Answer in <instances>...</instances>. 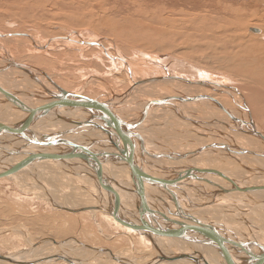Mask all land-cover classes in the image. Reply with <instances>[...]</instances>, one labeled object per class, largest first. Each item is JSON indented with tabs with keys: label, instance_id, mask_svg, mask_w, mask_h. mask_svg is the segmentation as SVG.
Listing matches in <instances>:
<instances>
[{
	"label": "bare ground",
	"instance_id": "bare-ground-1",
	"mask_svg": "<svg viewBox=\"0 0 264 264\" xmlns=\"http://www.w3.org/2000/svg\"><path fill=\"white\" fill-rule=\"evenodd\" d=\"M226 1L231 4L235 2L234 0ZM256 1L259 0H254L255 6L257 7ZM220 8L226 16L230 13L231 18H235L237 29H244L242 31L243 37H240V40H238V36L233 34L229 36H226L225 34L221 38L223 43L228 45V47L224 46V50L228 56L223 58V61H225L229 70L234 73V77L236 76V78L242 82L246 80L243 84H239V90L242 91V94L236 92V90L228 84V86L216 84L211 80V75L206 73L207 71L204 72L202 67H199L197 64L194 65L192 62L187 61V59L184 60L181 57L172 59L170 56L163 55L167 63H171L168 68L172 66L170 69L173 72H170L168 69L167 71L165 66L160 62H153L151 60L152 64H148V62L145 61L143 62L144 65L141 66L142 61H138L137 63L134 58L127 60L124 55L123 57L122 55H111L106 49H104L105 47L99 39H84L86 45L98 44V46H100L109 56L110 60L116 62L120 61L122 63V68L124 67L123 69L127 73L129 82L122 87L123 89L119 91L120 93L118 92L114 94V99H107V103H105L106 101L100 102L94 100L93 102H89L94 103V105H89L87 103L86 107H78L75 110L82 114H90V112H94L91 108L95 107L96 109H102L101 107H103L106 109L105 113L108 114L112 112V114H116L127 121L126 124L128 123L130 125L132 135V140L129 145V160L140 163L144 171L149 174L150 177L159 181V183H157L158 185L151 186L146 184L145 181H142L141 189L135 183L138 182L139 177L134 178L127 171L122 162V157L114 145L116 141L114 137H120V124H117V127H114L110 123L100 124L98 126H88L81 122L67 119L69 117L62 118L63 114L67 116L69 113L58 111L56 118L48 121H45L44 119L39 120L34 126V130L50 135L52 140H42L33 143L32 145L35 152L32 155H29L25 151L4 154V150L11 147H21V145H24L28 140L27 138H15L11 135H3L16 127L24 116L19 112L8 115L7 111L10 112L9 109H7V111L0 110V129H4L3 131L0 130V152H2V155H0V178H2V176H12V180L18 185L17 187H22L21 189H23L25 186L24 188H28L30 181H23L25 183H21V180L24 179L23 172H29V175L32 176L34 181L31 183L32 188L30 186L29 188L33 189V191L35 189H40L41 193L44 194L42 191L44 189H50V191L53 189L65 191L60 187L58 189L55 188L56 185H54V187L53 185L48 184V177L53 175L52 170L61 167L62 170L65 168L70 169L73 173L76 172L77 175H82L83 173L85 176L83 181L86 182L84 184L90 185L89 189L85 188L86 191L90 192L91 189L94 192L96 191V194L92 192L90 193L95 195V201L102 204L99 209L104 212L100 215L103 217L106 216L107 218H113L120 226L126 227L129 231L134 229L135 232H138L139 230L132 228V226L126 221V218L134 219L131 215L126 212H123L125 214H122V210L115 211L116 214L110 212V210H114L115 207H113L109 194L104 187L105 182L103 176L106 172L112 183L113 190L118 196L120 204L125 208V211L131 213L135 218L149 220V214H147L143 207L140 206L146 201L151 210L156 211V209L159 208L164 211V214L168 218L172 217L173 221L178 227H180V229L183 228L185 231H188L187 233H191V231L195 229L197 235H191V239L201 244V247L193 245L196 250L192 252L190 245H187L185 242L183 243L181 239L177 240L174 238L176 235L175 233H172L170 230H164L156 233L153 238L154 240L156 239L157 246L153 245L155 246V248L153 247V250L144 249L142 251L143 255L139 259L132 258L126 255V253H122L121 250L116 249L117 247L112 248L114 247L112 244H110V246L105 244L107 250H109L107 251L108 254L93 249L95 253L89 251L91 254L90 260H99L100 264L102 261V264H108L109 262H113L112 260L121 261L119 262L121 264H130L156 257L159 251L176 252L187 255L192 253V255H196L200 260H203L204 255H202V253L204 254V248L215 250L216 245L212 241V237L215 235L216 237H220L221 240L222 237L219 234H223L229 241L222 240L225 243V250L229 251L232 256L249 259L256 264H264V256L262 252L264 249L260 246V242L264 244V144L254 133V131H258L264 136V120L257 118L260 116L257 115L258 112H260L262 116L264 114V5H262L258 11L255 9L256 12L253 11V15L257 16L256 18L259 22H252L248 25L245 24L246 22L243 23L244 18L240 15L241 13L237 11V8L234 7L233 10L229 9L230 7L228 4H221ZM246 12L248 13V11ZM246 15L247 14H245V16ZM206 18L204 19L207 20ZM184 19L182 21H184ZM192 20L194 19H191V21ZM199 22L209 25L207 21H201V19ZM232 22L229 23L232 25L229 27L231 30H233L234 26ZM251 25L258 26L252 28V30L257 31L255 34L246 32L247 27H250ZM170 27L171 26H169V28ZM223 29L224 28H222V30ZM208 31V34L206 32L204 35L202 34V38L215 39L216 36L211 32L212 30ZM23 33L25 32L20 31V33H16V35L29 39L28 41L39 49L43 48L51 40H62L57 37L69 36L64 34L57 35L40 43L35 42L33 37L30 39L28 36H23ZM25 34L29 35L28 33ZM75 34L76 32L73 35ZM2 37L6 38L5 35L0 36V38ZM63 40L70 41L69 37L64 38ZM217 43V41L212 40L211 42L209 41L205 43V45L209 48ZM236 45H240L241 48L238 46L239 49H235L234 46ZM190 46L191 45L189 44L188 48ZM216 54L218 53L216 52ZM150 57L152 58V56ZM156 57L161 56L156 55L155 58ZM7 58H0V78L4 75L3 77L5 80V82L0 80V85L6 87L7 89L3 88L9 94L17 93L20 100L28 102L33 107H40L41 105L46 106L50 103H54L55 105H58L56 103L66 105L71 99L68 97H71V95L76 92L78 94L82 93L63 88L56 83H49V80H46L50 78L48 74L35 69L32 66L30 68L28 66L29 64L19 61L22 69L28 70L30 68L35 72L38 70L39 73L45 74V78L39 76V78L44 81L42 86L32 78L23 76V73L16 68H8L6 62L11 59L9 60V58ZM220 59H218V61ZM129 61H131V63H137L134 64V66H137L136 70L141 71V67L145 68L146 65H150L147 69L148 72H152V70H154L152 68H155L157 71H154H160L162 74L161 76H156L157 74L150 76L145 74V71H136L131 67ZM11 62H13V60H11ZM2 67H5V69H2ZM174 68L175 70L177 69L176 71L178 72L174 71ZM44 86H48L46 89L50 87L55 91H57L56 88H59L66 93L60 92L55 94L54 98L56 99L46 98V100L42 101L36 100L34 94L42 93ZM169 87H173L176 90H178L176 88L178 87L181 88V90L177 93ZM218 90L224 91V99L222 100L219 98L220 100L218 99L214 101V99H211V96ZM67 93L70 94L68 95ZM244 93L245 95H243ZM2 95L3 93L0 91V97H2ZM202 95H204V97ZM151 96L154 97L151 98ZM248 96L249 102L252 101L253 105L249 104L250 106H247L244 103V105H241L240 100L242 98L247 99ZM62 97L67 98L65 101L58 100ZM217 105H221L222 109L215 110L214 106L217 107ZM192 106H194V109L191 108ZM257 122L259 124L261 123V126H258ZM84 128L90 129L85 130ZM251 128L253 129L250 131ZM68 131L72 132L74 135L66 134ZM201 134H204V137L205 135L208 136L210 142L203 141L200 137ZM73 137H76V140H74ZM62 140H66L67 142L64 143ZM120 142L123 144L121 139ZM70 144L74 145V147L69 148ZM262 151L263 154L261 153ZM47 155L50 157L51 155H60L62 156V159L54 158L52 161L50 160L51 158H46ZM92 156L96 160V164H93L90 161L92 160ZM68 157L73 159L74 162L69 161ZM49 160L52 162H47ZM79 164H81V166ZM245 186H250L251 188H244ZM155 190L158 192L161 191V193H158ZM78 193L79 192H74V194L80 195V193ZM69 194H73V192L70 191L67 195ZM44 195H46V193ZM83 195H85V193H83ZM88 195L90 194L88 193ZM71 197H75V195H71ZM198 197H201L202 200L199 201ZM38 198H40V196ZM173 198L179 200L182 211L190 210L194 207L192 213L187 217H175L167 214L165 211L167 208H175V201L172 200ZM79 199L80 200L78 201L77 198V201L82 204L80 196ZM71 200L73 199L71 198ZM180 200L183 203H186L185 207L182 206ZM68 202L66 205L72 204V202L70 204ZM79 203L76 202V205ZM83 203L85 204L86 202L83 201ZM79 206L82 205L79 204ZM90 207L91 206H89V208ZM97 207L98 203L96 205V208ZM91 208H93V206ZM106 209L110 210L106 211ZM211 217L212 219H210ZM67 219L63 218L64 221H67ZM59 221H62L61 218ZM133 221L135 222V220ZM149 221L152 224L155 223L153 219H150ZM256 224L261 225L262 227L257 228L254 226ZM184 230L182 232L187 234ZM128 232H124V234L127 235V237L129 236L132 244H134L133 235ZM145 233H147L146 235H151L150 232ZM133 234L136 235L137 233ZM82 236L88 238L89 236H92V234H82ZM34 243H29L23 247L25 250L20 252V255L18 256L16 253L15 255L13 253V255L11 253L6 255L14 258L24 254H27L28 257L33 254L42 256L41 254L43 253L41 250L45 248L46 250H50L49 252L45 251L46 254L48 253L49 256L55 255L56 258H60L58 251L54 246L45 243L32 250L31 248ZM57 243L65 257V259L63 258L61 260H65V263L67 262V264H71L66 259L72 260L76 264L90 263L85 256L83 257V255H86L85 253L87 251L85 253L83 252L84 254L82 255V252L79 250L81 248L77 247L78 249L76 250V248L68 249L65 247L69 246L70 248L72 246H77L78 244H74L71 240L66 241V244L64 242ZM91 249L92 248L89 250ZM95 254L98 255L96 256ZM48 255L46 256L48 257ZM114 255H117L119 258H112ZM45 257L42 256L38 258L39 260H42ZM47 257L44 260V264L49 263L47 261L51 262L52 259L50 260V258H53ZM1 262L5 263L0 259V263ZM38 264H40L39 261ZM159 264L189 263L185 260L174 258L172 263L160 262Z\"/></svg>",
	"mask_w": 264,
	"mask_h": 264
},
{
	"label": "rangeland",
	"instance_id": "rangeland-1",
	"mask_svg": "<svg viewBox=\"0 0 264 264\" xmlns=\"http://www.w3.org/2000/svg\"><path fill=\"white\" fill-rule=\"evenodd\" d=\"M234 1L235 2L231 4L226 0H0V32L6 36V38H0L2 40V42L0 40V58L3 57V59H6L8 57L9 60L11 59L13 62L23 61L29 64V67L32 66L48 74L50 78L46 80H49V83H56L63 88L82 92V97L85 99L102 102L107 99H114V94L122 90V87L128 84L129 79L120 61H117V63L116 61L110 60L109 56L98 44L86 45L84 42V39L95 38L100 40L105 47L104 49L111 55H122V57L124 55L127 60L134 58L137 63L138 61H142L141 66L144 65L143 62L145 61L148 62V64H152V61H157L163 64L166 70L168 69L170 72H173L170 69L172 66L168 68L171 63H167L163 55L170 56L172 59L176 57H181L184 60L187 59V61L192 62L194 65L197 64L199 67H202L204 72L207 71L206 73L211 75V80L216 84L229 85L236 90V92L242 94L239 87L246 82V80L242 82L239 81L236 76L234 77V73L229 70V67L225 61H223V58L228 56L224 50V46L228 47V45L224 44L221 38L225 34L226 36L233 34L238 36V40H240V37H243L242 31L244 29H237L235 18H231L230 13L226 16L221 10L220 5L228 4L230 7L229 9L232 10L234 7L237 8V11H239L241 13L240 15L244 18L243 23L246 22L245 24L248 25L252 22H259L256 18L257 16L253 15V11H258L259 8L264 5V1H256L257 7L255 6L254 0ZM246 11H248V13ZM245 14L247 15L245 16ZM183 19L184 21H182ZM191 19L194 20L191 21ZM200 19L201 21H207L209 25L199 22ZM228 22L234 24L233 30L229 28L232 25ZM169 26L171 27L169 28ZM255 27L258 26L251 25L247 27V31H245L255 34L257 31L252 30V28ZM222 28L224 29L222 30ZM163 29L167 30L164 31ZM160 30H163L164 33ZM208 30H212L211 32L216 36L215 39L202 38L205 32L207 34L209 33ZM20 31L28 33L33 37L35 42L40 43H43L50 37L52 38L63 34H70L71 39L70 41L51 40L43 48L39 49L33 46L30 41H28L29 39L16 35V33H20ZM75 32L76 34L73 35ZM212 40L218 43L212 45L214 48H208L205 43L211 42ZM189 44L191 46L188 48ZM238 46L241 48L240 45H236L234 46L235 49H239ZM216 52L218 54H216ZM156 55H160L161 57L155 58ZM150 56H152V58ZM218 59L220 60L218 61ZM129 63L131 67L136 70L137 66H134V64L137 63H131V61H129ZM149 67L150 65H146L145 68L141 67V71H136H145L144 73L150 76L156 74V76H161L162 72H156L157 70L155 68L152 69L156 71L152 70V72H148L147 69ZM176 70L174 68V71ZM169 88L177 93L181 90V88L178 87H176L178 90L173 87ZM110 89L112 93L114 91L113 94ZM220 91L221 90L216 91L211 96V99H214V101L219 98L223 100L225 93L224 91ZM243 95H245V93ZM202 96L204 97V95ZM153 97L154 96H151V98ZM241 100V105H253L252 101L249 102V96L247 99L242 98ZM105 103H107V101ZM191 108L194 109V106ZM214 109L221 110L222 107L221 105H217V107L214 106ZM258 113L257 115L260 116L257 118L264 120V114L262 116L261 113ZM258 126H261V123H258ZM200 137L203 141L210 142L208 136L205 135L204 137V134H201ZM52 159L54 160V158L50 160ZM50 160L47 162L53 161ZM68 160L74 162L70 157H68ZM79 165L81 166V164ZM52 173L53 175L48 177V184L53 186L56 185V187L54 186L55 188L58 189L60 187L65 191L53 189V193V190L50 191V189L42 190L46 195L42 194L40 189H35L33 191V189H31V183L34 181L32 176L29 175V172H23V177L26 180H21V183H25L23 181H30L28 188H24L25 186L23 189H21L22 187H17L18 185L14 183L12 176H2V178H0L1 255L10 253L15 255L16 253L18 256L20 252L24 250L23 247L27 244L49 238L56 242H64L65 244L68 240L73 241L74 244L78 245L70 248L69 246L65 247L68 249L76 248V250L78 248H83L82 250L79 249L82 255L87 251L85 253L86 255H83V257L85 256L91 264H100L99 260H90V252L95 253L93 248L89 250L80 242L96 247H106L105 244H108L107 246L112 244V246H114L112 248L117 247L116 249L121 250L122 253H126V255L132 258L138 259L143 255L142 251L144 249L153 250V247L155 248V246H157L156 239H153L156 234L155 232H152L154 235L151 232V235H146L147 233L135 232L134 229L129 231L126 227L120 226L113 218L101 216L100 214L103 212L100 211L99 208H101L100 206H102V204L95 201V195L90 193L96 194V191L94 192L92 189L90 192L86 191V189H89L90 185L84 184L86 182L83 181L85 177L83 173L82 175H77L76 172L73 173V171L66 168L62 170L61 167L52 170ZM29 186L31 188H29ZM70 191H72L73 194L67 195ZM74 192H79L80 195H76L77 193L74 194ZM83 193H85V195H83ZM88 193L90 195H88ZM158 193H161V191ZM71 195H75V197H71ZM39 196L40 198H38ZM79 196L82 200V204L78 202L80 200ZM70 197L75 201L71 200ZM83 201L86 203L84 204ZM67 202L69 204L72 202V204H67L68 207L66 205ZM76 202L82 206H79V204L76 205ZM96 202L98 203L97 208ZM89 206H93L94 209L91 207L89 208ZM60 218L62 220L61 222L59 221ZM63 218H68L69 220L67 219V221H64ZM257 225L258 224L254 226L257 228L262 227L261 225ZM124 232L132 233L134 244H132L130 237H127ZM88 233H91L92 236L88 238L82 236V234L85 235ZM133 233L137 234L135 235ZM174 238L180 240L177 235H175ZM260 246L264 249L263 243L260 242ZM41 251L43 253L41 255L45 257L48 255L46 252L50 250L43 248ZM95 255L97 256L98 254ZM42 256L33 254L29 257V260L21 264H38V261L40 264H44V260L47 256L39 260L38 257ZM52 256L53 255H48V257ZM61 259L63 258H50L51 262L47 261L49 262L47 264H67L65 260ZM112 261L113 262L109 263L121 264L119 263L121 261ZM102 263L103 261L101 264Z\"/></svg>",
	"mask_w": 264,
	"mask_h": 264
},
{
	"label": "water",
	"instance_id": "water-1",
	"mask_svg": "<svg viewBox=\"0 0 264 264\" xmlns=\"http://www.w3.org/2000/svg\"><path fill=\"white\" fill-rule=\"evenodd\" d=\"M22 35L28 36L30 39H32L31 36H29L25 33H23ZM0 36H4V34L0 32ZM68 37H69V39H71L70 34ZM68 37H57V38L63 40L64 38H68ZM33 44H35V43H33ZM6 64H7L8 68H10V67L16 68L18 71H21L23 73V76L30 77L33 80L39 82L43 86L44 81L42 79H40L39 76H42L43 78H45V74L39 73L38 70H37V72H35V71L30 69L31 67L28 70H24L21 67V63H19V62L7 61ZM2 69H5V67H2ZM3 76H2V78H0V80L5 82ZM3 87H4L3 85L2 86L0 85V91L3 93L2 97H0V110L7 111V109H9L10 112L7 111L8 115H12V113L19 112L20 114H23V116H24L23 119L20 121V123L16 127L9 130V132H6L3 135H5V136L11 135L12 137H15V138H27V140H28L26 143H24V145H21V147H11L7 150H4V152H3L4 154H13V153H16L19 151H25L29 155H32L35 152L33 145H32L33 143H36V142H39L42 140H52L50 135L34 130V126L36 125V123H38L39 120H42V119H44L45 121L52 120L53 118H56V115H58V111H64V112H68L69 114H67V116L63 114L62 118L69 117L67 119H70L73 121H78V122H81L82 124H85L88 126H98L100 124L110 123L114 127H117V124H120V127H119L120 128V137L119 138L114 137V139H116L114 145L117 148V150L119 151V153L122 157L121 158L122 162H123L124 166L126 167L127 171L134 178L139 177L138 182H135L139 188H141V186H142V181H145L146 184L151 185V186L152 185H158L157 183H159V181L155 180V178L150 177V175L144 171V169L142 168V165L140 163H136V162L129 160V150H130L129 145H130L131 140H132V135H131L130 125L128 123L126 124L127 121H125L123 118H120L116 114L115 115L112 114V112L108 113V114L105 113L106 109H104L103 107H101L102 109H100V108L96 109L95 107L91 108L92 110H94V112L93 113L90 112V114H82V113L76 111L75 109L78 107H81V108L86 107L87 103L89 105H92V104L94 105V103H89V102H93V101L83 98L82 95L78 94L77 92L74 93L73 95H71V97H68L71 99L69 102L66 103V105L61 104V103H56L58 105H55L54 103H50L46 106L41 105L40 107L39 106L33 107L28 102H26V101L24 102V101L20 100L17 93L16 94L15 93L9 94L4 89L6 87H4V88ZM46 87H48V86H44V88H43V91H42L43 94L42 93L34 94V97L36 98V100L42 101V100H46V98L56 99V98H54L55 94L60 93V92L66 93L64 90H61L59 88H56L57 91H55V90L51 89L50 87L46 89ZM67 94L69 95L70 93H67ZM66 98L67 97H62L58 100L65 101ZM108 112H110V111H108ZM254 127H256V126H254ZM253 128H251L250 131ZM84 129L89 130L90 128H84ZM254 133L259 138V140L264 144V136L261 135L258 131H254ZM66 134L74 135L72 132H69V131L66 132ZM73 138H74V140H76V137H73ZM120 139L122 140L123 144H121ZM62 142L65 143L67 141L62 140ZM69 146H70L69 148L74 147V145H72V144H70ZM261 153L263 154V151ZM0 155H2V152H0ZM46 158L62 159V156L51 155V157H50L49 155H47ZM91 158H92V160H90V161L94 164L96 160L93 158V156ZM20 163H22V162H20ZM17 164H19V163H17ZM107 175H108V173L105 172V174L103 176V180L105 182L104 187L106 188V191L108 192L109 197H110V201H111L113 207H115V209L114 210L106 209V211L110 210V212L115 213V211H117V210H122V214H125L123 212L128 213L134 219L126 218V221L130 224V226H132V228L139 230V232L142 231V232L159 233V232L164 231V230H170L171 232H174L176 235H178V237L183 241V243L185 242L187 245H190L192 248V250H191L192 252H194L196 250V248H194L193 245L201 247V244H199L197 241H194L193 239H191V235H194V236L197 235V231L195 229H193L191 231V233H187L188 231H185L182 228L187 233V234H184L182 232L183 230L180 229V227H178L176 225V223L173 221L172 217L168 218L164 214V211L160 210L159 208H157L156 211L151 210L146 201L144 203H142L140 206L143 207V209L145 210V212L147 214H149L148 219L149 220L153 219L155 221L154 224H152L149 220H141V219L135 218L131 213L125 211V208H123L122 205L120 204V201L118 200V196L114 192L112 183H111V181ZM95 182H97V181H95ZM100 185H102V184H100ZM244 188H251V187L245 186ZM172 200L175 201V203H174L175 208L174 209L167 208L165 210L167 212V214H169L170 216L187 217L190 215V213H192L194 207H192V208L190 207L191 208L190 210L182 211L180 208L179 200L176 198H173ZM102 212H104V211L102 210ZM133 220H135V222ZM223 239H224L223 237L221 238V240H220V237H216V236L212 237V241L216 245L215 250H210V249L204 248V250H203L204 254L202 253V255H204L203 260H200V258L197 257L196 255H192V253H189L187 255V254H181V253H176V252L172 253V252H160L159 251L157 253L156 257H153V258L141 261V262L130 263V264H159L160 262L172 263V260L174 258L185 260L189 264H252L253 263L249 259H243L241 257L232 256L229 251L225 250V247H224L225 243L222 241ZM45 243H48V244L54 246L57 249L59 256L65 259L63 252L60 249L59 244L56 241H53L52 239H49V238L41 239L38 242L34 243L32 245L31 249L33 250L35 248H38V246L45 244ZM80 243L83 244V246L87 247L88 249L93 248V249L99 250V252H101V253L108 254L107 251H109V250H107L106 247H96V246L88 245V244H85L82 242H80ZM262 252H263V256H264V251H262ZM26 255L27 254H24L22 256L14 258V257H10L7 255H1L0 254V259L7 264H21V263L26 262L29 259L28 255L27 256ZM52 257L56 258L55 255ZM208 257L215 260V262L211 263L209 261ZM112 258L117 259L119 257L117 255H114ZM66 260L68 262H70L71 264H76L72 260H69V259H66ZM1 263H3V262H1ZM253 264H256V263H253Z\"/></svg>",
	"mask_w": 264,
	"mask_h": 264
},
{
	"label": "crops",
	"instance_id": "crops-1",
	"mask_svg": "<svg viewBox=\"0 0 264 264\" xmlns=\"http://www.w3.org/2000/svg\"><path fill=\"white\" fill-rule=\"evenodd\" d=\"M1 131H3L4 129H0ZM117 152V151H116ZM183 179V178H182ZM199 198V201H201L202 200V198L201 197H198ZM180 202H181V204H182V206L183 207H185V205H186V203L184 202H182L181 200H180ZM109 207H110V205H109ZM172 208H173V206H172ZM203 214H205V213H203ZM210 217V216H209ZM208 217V218H209ZM210 219H212V217L210 218ZM217 233H218V231H217ZM219 234V233H218ZM221 237H223L224 238V241H227V242H229L228 240H227V238L223 235V234H219ZM215 236V235H214ZM226 239V240H225ZM208 259H209V261L211 262V263H214L215 262V260H212V259H210L209 257H208ZM59 263H61V262H59Z\"/></svg>",
	"mask_w": 264,
	"mask_h": 264
}]
</instances>
